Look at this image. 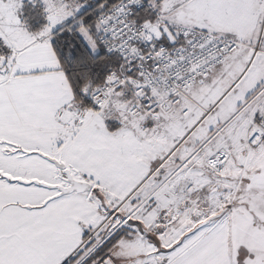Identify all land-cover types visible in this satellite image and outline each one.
Returning a JSON list of instances; mask_svg holds the SVG:
<instances>
[{
  "label": "snow or ice",
  "instance_id": "obj_1",
  "mask_svg": "<svg viewBox=\"0 0 264 264\" xmlns=\"http://www.w3.org/2000/svg\"><path fill=\"white\" fill-rule=\"evenodd\" d=\"M0 264H264V0H0Z\"/></svg>",
  "mask_w": 264,
  "mask_h": 264
}]
</instances>
